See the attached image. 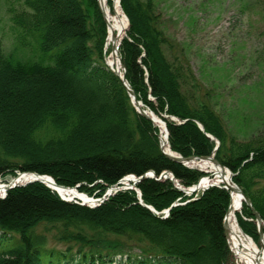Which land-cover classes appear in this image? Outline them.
<instances>
[{
	"label": "trees",
	"instance_id": "16d2710c",
	"mask_svg": "<svg viewBox=\"0 0 264 264\" xmlns=\"http://www.w3.org/2000/svg\"><path fill=\"white\" fill-rule=\"evenodd\" d=\"M21 1L11 20L26 52L6 54L0 39V180L35 173L101 198L125 176L154 178L135 185L139 197L119 190L93 208L65 202L37 181L8 190L0 198V264H233L223 227L229 192L212 186L188 197L157 180L170 172L187 188L207 174L161 153L157 128L105 65L97 1ZM106 4L112 11L113 0ZM119 6L128 28L118 54L136 100L164 122L172 152L214 154L260 216L264 235V135L238 140L197 99L191 73L169 59L173 43L154 0ZM236 218L258 243L250 207L242 203Z\"/></svg>",
	"mask_w": 264,
	"mask_h": 264
},
{
	"label": "rangeland",
	"instance_id": "374dc122",
	"mask_svg": "<svg viewBox=\"0 0 264 264\" xmlns=\"http://www.w3.org/2000/svg\"><path fill=\"white\" fill-rule=\"evenodd\" d=\"M154 3L162 32L173 43L169 59L191 73L197 99L212 108L238 140L264 135V0ZM21 9V0H0V39L4 52L14 57L26 52L18 44L20 34L11 20V12ZM105 40L106 35L103 46ZM10 179L6 177L4 182ZM48 242L62 249L61 245Z\"/></svg>",
	"mask_w": 264,
	"mask_h": 264
},
{
	"label": "bare ground",
	"instance_id": "6f19581e",
	"mask_svg": "<svg viewBox=\"0 0 264 264\" xmlns=\"http://www.w3.org/2000/svg\"><path fill=\"white\" fill-rule=\"evenodd\" d=\"M99 2L106 25V40L104 45V50L106 53L105 62L110 69H112L113 71L120 72L118 47L120 40L123 38V36L125 35V31L127 30V21L119 6L118 0H114L112 11L107 7L106 0H99ZM147 114H149V112H147ZM152 117L154 125L158 130V136L160 138L162 150L167 155H173L172 153L174 152L170 150L167 141L168 133L166 136L165 127L162 124L161 119L155 116L154 114ZM217 143L218 141H215V145ZM188 166L200 168L212 176L211 180H209L207 176H204L200 178L195 185L187 187L188 194L191 196L196 192L201 191L204 187H206L213 181H217L218 183L223 184L225 183L231 187L230 209L225 217V227L227 230L228 248L236 264H264V243L258 242L259 244H256L250 237H248L242 232L237 222L236 214L240 212L242 198L238 194L236 188L230 183L228 172L226 170L221 169L218 165H215L210 160H202L199 162L188 163ZM33 179L34 176L28 174L22 177L11 178L10 180L4 183L0 182V185L7 184L8 182H10V184L14 183L18 185H24ZM40 180H42L45 184L49 185V187H51L52 189L54 188L53 190L56 191L65 200H80L81 202H84V204L87 205H91L92 203L91 197H88L84 194H80L73 189L63 190L56 188L54 184H52L51 180L48 178H43ZM133 182L134 178L132 176H125L120 181L119 187H128L134 185ZM174 185L178 186L179 182L175 183ZM3 188L4 186H0V195L2 194ZM192 190H194V192H192Z\"/></svg>",
	"mask_w": 264,
	"mask_h": 264
},
{
	"label": "water",
	"instance_id": "95a60500",
	"mask_svg": "<svg viewBox=\"0 0 264 264\" xmlns=\"http://www.w3.org/2000/svg\"><path fill=\"white\" fill-rule=\"evenodd\" d=\"M97 2H98V6H99V8H100V11H101V14H102V16L104 17V15H103V12H102V10H101V7H100V2H99V0H97ZM127 20V19H126ZM120 43V42H119ZM118 58H119V56H118ZM119 62H120V67H121V72H119V71H113V73L115 74V75H117L118 77H119V79L121 80V82H122V84H123V86H124V88H125V90H126V92H127V94H128V96H129V98H130V100H131V104H132V106L134 107V109H135V111L139 114V115H141V116H143L144 118H146L147 120H149L152 124H153V126H155L154 125V121H153V114L152 113H150L149 112V114H147V111H145V110H143L142 108H141V103L139 102V101H137L136 100V98H135V96H134V93H133V91L129 88V86H128V84L126 83V81H125V78H124V69H123V66H122V64H121V61H120V58H119ZM162 124L164 125V127H165V124L162 122ZM199 128H200V130H203L202 129V127L201 126H199ZM165 131H166V136H167V130H166V128H165ZM206 137H208L210 140H213V138L211 137V136H209V135H207L206 134ZM157 138H158V141H159V148H160V151L162 152V154L167 158V159H169V160H171V161H174V162H176V163H180V164H182L183 166H185V167H187V168H191V169H197V170H199L200 172H203V173H207L206 171H203L202 169H200V168H195V167H191V166H188V163H193V162H199V161H202V160H210L212 163H214L215 165H218L221 169H223V170H226L227 172H228V174H229V179H230V183L236 188V190H237V192H238V194L241 196V198H242V202L243 203H245L247 206H249L250 207V209H251V211H252V214H253V216L255 217V224H256V226H257V234H258V240H259V242H261V243H264V235H263V232H262V221H261V219H260V216L252 209V207H251V203H250V201L242 194V192L240 191V189L231 181V177H232V175H231V173L226 169V168H224L222 165H220L215 159H214V156H213V154L211 155V156H209V157H195V156H191V157H188V158H182L181 156H179V155H177L176 153H172L173 155H167L163 150H162V147H161V144H160V138H159V136L157 135ZM217 146H218V143L216 144V148L214 149V151L217 149ZM28 174H30V175H33L34 176V179L33 180H30L28 183H26V184H24V185H18V184H14V183H12V184H10V182H8L7 184H2V185H0V186H4V188H3V191H2V194H1V196H4L5 194H6V192L8 191V190H10V189H13V188H15V187H23V186H25V185H27V184H30V183H33V182H40V183H43L46 187H48L49 189H51V190H53L51 187H49V185H47V184H45L42 180H40V179H43V178H48V179H50L51 180V182H52V184H54V186L56 187V188H59V189H63V190H75L76 191V188H72V189H69V188H64V187H61V186H57L55 183H54V181L52 180V178H50V177H48V176H40V175H38V174H35V173H18L17 174V176L16 177H22V176H24V175H28ZM210 175V174H209ZM133 178H134V182H133V184L135 185V184H137V183H139L140 181H141V179L142 178H154V174L152 173V172H148L147 174H145L144 176H142V177H134V176H132ZM211 175L210 176H208V178H209V180H211ZM161 179H168L173 185L175 184V183H178L175 179H174V177L172 176V174L170 173V172H163L159 177H158V179L157 180H161ZM121 181V180H120ZM120 181L118 182V184H120ZM219 184H221V187L223 188V189H225V190H227L228 192H229V195H230V189H231V187L228 185V184H223V183H218L217 181H213L212 183H210L209 185H207L206 187H204L203 189H202V191H204V190H206L207 188H209V187H212V186H219ZM174 187L179 191V192H182V193H184L185 195H189L188 194V188H184V187H181V185L179 184L178 186H176V185H174ZM119 189V187H117V186H112L110 189H109V191L106 193V195L105 196H103L101 199H95V198H91V205H87V204H84V202H82V203H78V204H80V205H86V206H88V207H95V206H97V205H99L100 203H102L103 201H105L107 198H108V196H110V194H111V192L112 191H117ZM122 189H131V186H128V187H123ZM54 191V190H53ZM56 192V191H55ZM192 192H194V190H192ZM57 193V192H56ZM58 194V193H57ZM59 195V194H58ZM138 195H139V193H138ZM60 196V195H59ZM64 201H67V200H64ZM147 207V206H146ZM148 209H150L149 207H147ZM229 209H230V204H229V206H228V209H227V211H226V213H225V216H224V219H223V227H224V231H225V235H226V238H227V230H226V227H225V217H226V214H227V212L229 211ZM151 210V209H150ZM152 211V210H151ZM168 211L169 210H167L166 211V214L168 213ZM263 247H264V244H263Z\"/></svg>",
	"mask_w": 264,
	"mask_h": 264
}]
</instances>
